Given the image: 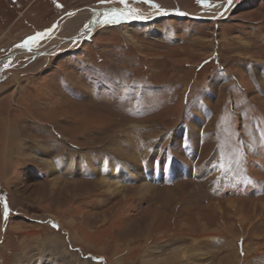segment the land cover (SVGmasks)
Returning <instances> with one entry per match:
<instances>
[{
	"label": "rangeland",
	"instance_id": "rangeland-1",
	"mask_svg": "<svg viewBox=\"0 0 264 264\" xmlns=\"http://www.w3.org/2000/svg\"><path fill=\"white\" fill-rule=\"evenodd\" d=\"M225 2L0 0V264H264V0ZM110 6L223 15L59 34Z\"/></svg>",
	"mask_w": 264,
	"mask_h": 264
},
{
	"label": "bare ground",
	"instance_id": "bare-ground-1",
	"mask_svg": "<svg viewBox=\"0 0 264 264\" xmlns=\"http://www.w3.org/2000/svg\"><path fill=\"white\" fill-rule=\"evenodd\" d=\"M107 10V9H106ZM92 13V17H93V15L95 16V18L93 17V19L92 20H87V19H91V17H90V14ZM104 13V11L103 10H99V11H97L96 13H95V9H94V7H92V8H90V9H87V10H81V11H76V12H74L71 16H68L67 18H66V20L64 21V23H59V27H58V29H59V34H60V31L62 32V29H64V31H66L67 29L69 30L68 31V33L69 32H79V33H83V31H87V33L88 32H92L93 30H94V28H95V26L96 25H98V24H101V23H98V21L99 20H101L102 19V14ZM98 14H100V15H98ZM130 16H132V17H134V15L133 14H130ZM198 19L199 18H202L201 16H198L197 17ZM134 22V21H133ZM67 26V27H66ZM65 27V28H64ZM77 32V33H78ZM78 33V34H79ZM86 33V32H85ZM58 34V33H57ZM57 35V37L59 38V36L60 35ZM77 34V35H78ZM79 36H80V34H79ZM78 36V37H79ZM60 38H63L62 36H60ZM67 39V40H66ZM63 40H65L64 42H66V41H69L70 39L69 38H63ZM71 40L73 41V40H77L76 39V37L74 38V37H71ZM48 44V43H47ZM50 46V45H49ZM35 51V50H34ZM45 51V50H44ZM37 52H38V50H37ZM14 56V55H13ZM13 56H11V57H13ZM10 60H11V58H10ZM13 60V62L15 61H18L15 57H14V59H12ZM11 60V61H12ZM1 62V61H0ZM13 62H11V63H13ZM17 132V131H16ZM15 132V133H16ZM15 133H13V130H11V133L9 134V135H11L12 137H15L14 136V134ZM17 136V135H16ZM11 137V138H12ZM13 139V138H12ZM137 147V146H136ZM117 149H119V150H121L122 149V147L121 146H118V147H116ZM48 150V149H47ZM124 153V152H123ZM121 154V153H120ZM127 155H129V157L130 158H133L134 160H136V162H138V160H137V153L135 152L134 154L132 153V151H130V153H129V151H128V154ZM75 157V158H74ZM79 159V160H78ZM97 159L96 158H94L93 156H91V155H83V156H73V155H65V156H63L62 158H60V159H58V160H55V159H53V160H51L50 158H49V160H48V162L50 163L51 162V167H50V169L51 170H56V171H59V170H66V169H70V167L72 166V163L73 162H77V161H79L80 163H81V165H84V164H87L90 168H91V170L92 169H96V171H99V169L101 168V166H100V163H98V161H96ZM77 164V163H76ZM108 165H109V168H111L110 169V171L112 172H114L115 173V168H113V164H112V162H108ZM71 171H73V170H71ZM112 172V173H113ZM108 185H110V184H108ZM119 188V187H118Z\"/></svg>",
	"mask_w": 264,
	"mask_h": 264
},
{
	"label": "snow or ice",
	"instance_id": "snow-or-ice-1",
	"mask_svg": "<svg viewBox=\"0 0 264 264\" xmlns=\"http://www.w3.org/2000/svg\"><path fill=\"white\" fill-rule=\"evenodd\" d=\"M106 2V0H101V3ZM145 3L151 4V0H144ZM233 0H226V3L228 6H230L232 4ZM121 4L126 3V0H120ZM198 3H205V0H198ZM154 7H158V5H151ZM227 10V9H225ZM100 15V14H98ZM221 15H223V13H221ZM124 16V10L123 9H116L113 8L111 10V12H105L102 14V19L98 21V23H103L105 25H110V24H115V23H119L120 22V18ZM133 18H141L139 16H135ZM54 29H48L46 30L47 33H50L51 31H53ZM46 32H37L35 35L33 36H29L25 41H23V43L17 45L18 48L21 49H27L30 50L31 48V44L33 42H39L40 40L44 39L46 37ZM8 65H5V67H7ZM262 139H264V134H262L261 136ZM3 215L5 217V219L8 217L9 215V207L7 205L6 202H4L3 204ZM53 227H58L57 225H53Z\"/></svg>",
	"mask_w": 264,
	"mask_h": 264
},
{
	"label": "water",
	"instance_id": "water-1",
	"mask_svg": "<svg viewBox=\"0 0 264 264\" xmlns=\"http://www.w3.org/2000/svg\"><path fill=\"white\" fill-rule=\"evenodd\" d=\"M228 5L227 3L225 2L223 7L220 9V11L222 12L223 10L225 9H228ZM113 9V8H112ZM111 9V10H112ZM116 9H120V8H116ZM110 10V12H111ZM124 10V16L121 17L123 18L124 20L128 21L129 23H137V22H141V23H145V22H152L154 20H158L159 18H162V17H165V16H175V15H179V16H186V17H189V18H192V19H196V17H198V15H195V14H192V13H189L185 10H182V9H174V8H168V9H165V10H161L151 16H148L146 18H136V20L134 22H132V20L127 17L128 15L130 14H133L134 17L135 16H139L135 11L134 13L130 10H126V9H123ZM217 13H214L213 15H209V16H203L202 18L203 19H213V20H216L218 18H221L219 17L218 15H220L221 13H219L218 15H216ZM140 17V16H139ZM62 42V41H61ZM64 43V42H63ZM25 51H28L27 49L26 50H23V52ZM10 56H8L7 58H10Z\"/></svg>",
	"mask_w": 264,
	"mask_h": 264
},
{
	"label": "flooded vegetation",
	"instance_id": "flooded-vegetation-1",
	"mask_svg": "<svg viewBox=\"0 0 264 264\" xmlns=\"http://www.w3.org/2000/svg\"><path fill=\"white\" fill-rule=\"evenodd\" d=\"M111 7V6H110ZM111 8H113V7H111ZM95 9V12H97L98 10H97V8H94ZM79 33V32H78ZM89 33V32H88ZM88 33L85 35V36H83V33H79L80 34V36H81V38L80 39H77V40H75V41H80V40H82L84 37H86L87 35H88ZM74 35H72V37H73ZM68 37H70V36H68ZM65 39V38H64ZM62 41V40H61ZM71 42H73V41H71ZM63 43V42H62ZM64 43H66V42H64ZM0 61H1V59H0Z\"/></svg>",
	"mask_w": 264,
	"mask_h": 264
},
{
	"label": "crops",
	"instance_id": "crops-1",
	"mask_svg": "<svg viewBox=\"0 0 264 264\" xmlns=\"http://www.w3.org/2000/svg\"><path fill=\"white\" fill-rule=\"evenodd\" d=\"M198 27V26H197ZM211 27H213V28H215L216 27V25L213 23V24H211ZM217 28V27H216ZM198 31V30H197ZM199 33H200V28H199V31H198Z\"/></svg>",
	"mask_w": 264,
	"mask_h": 264
}]
</instances>
